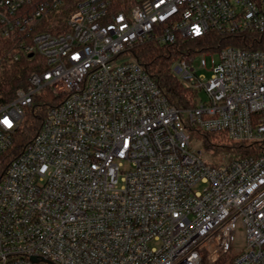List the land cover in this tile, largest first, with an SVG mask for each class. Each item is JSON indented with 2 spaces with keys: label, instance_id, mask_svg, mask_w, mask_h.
<instances>
[{
  "label": "built area",
  "instance_id": "1",
  "mask_svg": "<svg viewBox=\"0 0 264 264\" xmlns=\"http://www.w3.org/2000/svg\"><path fill=\"white\" fill-rule=\"evenodd\" d=\"M134 2L112 14L107 0H0V89L11 65L37 69L0 90V264H264V51L249 39L264 0ZM212 32L241 46L176 60L196 95L177 108L133 51ZM38 109V132L4 163ZM194 131L258 154L214 165Z\"/></svg>",
  "mask_w": 264,
  "mask_h": 264
},
{
  "label": "trees",
  "instance_id": "2",
  "mask_svg": "<svg viewBox=\"0 0 264 264\" xmlns=\"http://www.w3.org/2000/svg\"><path fill=\"white\" fill-rule=\"evenodd\" d=\"M109 10L112 14L126 12L135 5L134 0H107ZM249 39L256 40L254 48L264 51V33ZM232 45L241 46L239 39L233 37H223L212 32L203 39L196 41H184L182 39L175 46H162L156 42H146L137 46L133 54L143 64L148 74L154 78L162 88L164 95L171 104L180 109H188L196 106V95L186 88L171 71L172 64L187 54H198L206 51H217L218 49ZM36 57V56H35ZM37 70L34 60L23 61L11 65L3 75L1 92L8 91V95H13L17 89L24 87L33 71ZM45 111V110H44ZM43 110H32L27 113L25 126L20 132L18 146L9 152L4 158V163L13 160L18 155V147H22L25 142L31 140L41 126V114ZM202 136L205 147L211 152L213 157L220 158L221 162L213 163L222 165L237 158L258 154V146L232 143L225 134L202 133L194 131L193 134ZM0 171V179L3 176ZM223 257L217 264H224L226 258ZM230 264V262H229Z\"/></svg>",
  "mask_w": 264,
  "mask_h": 264
},
{
  "label": "rangeland",
  "instance_id": "3",
  "mask_svg": "<svg viewBox=\"0 0 264 264\" xmlns=\"http://www.w3.org/2000/svg\"><path fill=\"white\" fill-rule=\"evenodd\" d=\"M207 61L210 62V58L208 57L207 58ZM206 73L207 76L209 77L210 76V73L206 72V71H201V73ZM199 102L203 103V102H207L208 101V97L205 93H200L199 94ZM191 148L193 151L197 152V153H200L203 158L206 160V161H209V162H212V163H216V162H221L220 161V158H215L213 157V155L211 154V152L209 150L206 149L205 147V142L203 141L202 139V136L200 135H197V134H193L192 133V141H191ZM246 248V239H245V234H244V230L242 229V227H240L237 231V234H236V241H235V244H234V249H233V252L232 254H239L241 253L242 251H244ZM231 260V256L227 257L224 262V264H229Z\"/></svg>",
  "mask_w": 264,
  "mask_h": 264
}]
</instances>
